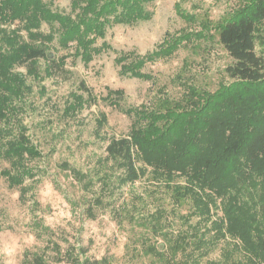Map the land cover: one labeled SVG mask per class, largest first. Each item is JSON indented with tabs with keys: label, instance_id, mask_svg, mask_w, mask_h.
<instances>
[{
	"label": "trees",
	"instance_id": "trees-1",
	"mask_svg": "<svg viewBox=\"0 0 264 264\" xmlns=\"http://www.w3.org/2000/svg\"><path fill=\"white\" fill-rule=\"evenodd\" d=\"M51 1L0 0V158L9 163L0 177L11 188H20L21 198L26 196V179L36 176L31 163L42 157L20 117L32 91L27 76L41 78V60L47 63L45 77L64 71L69 56L89 65L112 50L106 41L109 29L151 21L154 11L149 6L157 0H70L69 13L55 10ZM176 9L189 24L199 23L200 29L168 36L144 55L120 53L115 58L120 75L150 81L152 75L144 72L147 64L171 58L182 46L209 39L215 31L233 60L226 68L232 83L214 93L188 85L186 101H164L160 109H123V90L109 88L106 96L98 97L82 81L63 114L73 117L101 101L133 117L129 135L111 138L106 148L122 170L117 178L120 185L134 183L148 170L166 186L185 180L173 184L172 194L192 205L190 217L184 220L188 229L166 235L163 244L146 237L138 253L166 264H202L227 243L221 259L207 264H264V57L256 49L258 42L264 45V0H238L216 25L198 21L180 4ZM44 25L48 32L42 30ZM99 40L103 42L97 46ZM70 49L73 53L57 57L58 51ZM107 122V115L101 113L97 130ZM70 171L83 187L89 185ZM111 180L108 177V186ZM86 213L95 217L93 209ZM153 229L162 231L161 222ZM48 250L55 252L53 259L59 263L113 264L108 257L93 259L76 248L62 253L52 240ZM48 258L45 252L26 253L23 264H48Z\"/></svg>",
	"mask_w": 264,
	"mask_h": 264
},
{
	"label": "rangeland",
	"instance_id": "rangeland-1",
	"mask_svg": "<svg viewBox=\"0 0 264 264\" xmlns=\"http://www.w3.org/2000/svg\"><path fill=\"white\" fill-rule=\"evenodd\" d=\"M177 4L189 15H197L198 21L216 25L235 9L238 0H157L149 6L154 11L151 21L109 29L106 41L112 50L96 56L89 65L69 56L64 71L45 77L47 63L41 60V78L27 76L32 91L26 96V110L20 117L42 157L31 163L36 176L26 179L24 198L20 188H11L0 177V264H23L26 253L44 252L49 256L48 264H68L54 260L53 250L45 251L50 240L61 246L62 253L76 248L93 259L108 257L113 264H166L138 250L146 237L153 244H163L166 235L177 236L188 229L184 220L190 217L192 205L172 194L173 184H184L185 180L166 186L154 180L148 170L134 183L120 185L117 178L122 170L106 148L111 138L129 135L133 117L101 101L73 117L63 113L82 81L98 97L106 96L109 88L123 90V109H160L164 101H186L188 85L201 93H214L232 83L226 68L233 60L215 31L209 39L182 46L171 58L147 64L144 72L152 75L150 81L120 75L115 63L120 53L144 55L168 36L200 29L199 23L189 24L177 14ZM51 5L70 12V0H52ZM42 30L48 32L49 27L44 25ZM256 49L264 57V45L258 42ZM69 53L73 49L60 50L56 55ZM19 71L26 73L24 68ZM101 113L107 115L108 122L98 131L96 121ZM6 168L9 163L0 158V170ZM70 170L89 185L83 187ZM108 177L111 186L106 184ZM96 198L100 200L94 203ZM89 208L94 218L87 216ZM157 221L163 230L154 233ZM224 246L228 244L221 243L202 264L220 260Z\"/></svg>",
	"mask_w": 264,
	"mask_h": 264
}]
</instances>
